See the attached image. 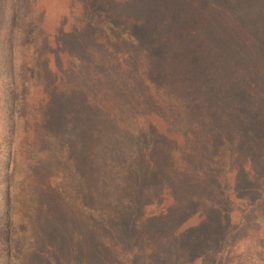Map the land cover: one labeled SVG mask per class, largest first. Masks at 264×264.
<instances>
[{
	"label": "trees",
	"instance_id": "obj_1",
	"mask_svg": "<svg viewBox=\"0 0 264 264\" xmlns=\"http://www.w3.org/2000/svg\"><path fill=\"white\" fill-rule=\"evenodd\" d=\"M41 1L5 0L0 30L7 257L75 260L71 215L104 254L128 229L135 239L138 214L151 240L184 242L185 212L219 229L232 205L264 212V0H72L110 33L47 27ZM40 129L69 142L73 164ZM233 227L215 240L235 242Z\"/></svg>",
	"mask_w": 264,
	"mask_h": 264
},
{
	"label": "rangeland",
	"instance_id": "obj_2",
	"mask_svg": "<svg viewBox=\"0 0 264 264\" xmlns=\"http://www.w3.org/2000/svg\"><path fill=\"white\" fill-rule=\"evenodd\" d=\"M41 4L47 9V22H45L47 27L55 29L57 25L64 24L70 28L74 27L80 30L87 23L93 29L101 30L106 28L110 33V26H107V23L102 24L100 19L84 12L72 0H42ZM4 8L5 0H0V30L3 22ZM124 36L132 37L127 33ZM1 114L0 107V130L4 131ZM51 132L53 133H47L45 129H40L39 131L41 136L46 137L48 140L51 138L52 142L49 141L58 148L59 154L69 159L70 163L73 164L70 158L74 155L69 142L63 140L61 135L56 131ZM49 147L42 148L43 158H45L49 151H52ZM2 159L3 154L0 157V168L2 166L3 170ZM256 174L260 177L264 175V167L260 163L259 168L256 167ZM257 180H259L258 177ZM256 184V181H254L255 186ZM180 199L182 198L180 197ZM232 207L235 208L232 209ZM232 207L230 210L224 212L228 219L226 218L227 221L222 229L216 226L218 224L216 222L217 219L213 217L204 221L201 210H197V212H185V218L181 221V229L188 235V239L186 237L184 242L177 237L168 242L158 241V239L151 240L146 235L148 229L146 228L147 230H145L144 223L141 221V215L138 214L140 219H138L132 230V237L135 239L132 240L130 236L131 231H128V229L124 238L119 240L120 242L110 238L109 248L103 251L104 254L99 253L98 248L97 253L87 249L88 243L92 244L93 238H97L96 231L86 224L78 226L76 224L78 218L71 215L69 216L70 223L77 229L73 231L74 235L72 236L80 240V242H74L77 245L78 256H76L75 260L68 259L67 257L64 258L63 264H162L161 258L164 260V264H264V212L259 215L252 210V212L247 213L241 219L243 214L239 206L232 205ZM111 214L112 212H110ZM181 216H183V211L174 208L173 212L170 211L168 214V225L170 227L173 226L178 221V217ZM244 222L247 223L244 225ZM235 224L241 227L238 233L242 230L240 235L235 236V242L226 244L223 242V239L226 240L225 237L219 239L222 236H219L215 240L218 232L220 233L219 235H223L222 233H225V231L233 229ZM68 229L70 231V228ZM151 230H154L156 234L158 232V237H160V230H157V228H151ZM29 247H32L34 250L35 245L31 243ZM117 247L120 248L121 252ZM40 250H44L47 252V256H50L54 253V245L45 243ZM6 251L5 240H3V236L0 234V264H15L16 256L10 257L11 261H9L10 258L7 257ZM65 251L68 254L69 249ZM117 251L126 257H119ZM50 259V257H38L30 261V258H27L24 264H48Z\"/></svg>",
	"mask_w": 264,
	"mask_h": 264
}]
</instances>
